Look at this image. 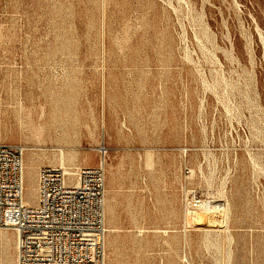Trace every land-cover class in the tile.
Here are the masks:
<instances>
[{"label": "rangeland", "instance_id": "rangeland-1", "mask_svg": "<svg viewBox=\"0 0 264 264\" xmlns=\"http://www.w3.org/2000/svg\"><path fill=\"white\" fill-rule=\"evenodd\" d=\"M0 143L102 159L105 264H264V0H0Z\"/></svg>", "mask_w": 264, "mask_h": 264}, {"label": "built area", "instance_id": "built-area-1", "mask_svg": "<svg viewBox=\"0 0 264 264\" xmlns=\"http://www.w3.org/2000/svg\"><path fill=\"white\" fill-rule=\"evenodd\" d=\"M24 149L0 143V229L15 235V264H105L102 159L73 173L41 166L24 201Z\"/></svg>", "mask_w": 264, "mask_h": 264}, {"label": "bare ground", "instance_id": "bare-ground-1", "mask_svg": "<svg viewBox=\"0 0 264 264\" xmlns=\"http://www.w3.org/2000/svg\"><path fill=\"white\" fill-rule=\"evenodd\" d=\"M55 111H58V112H54L52 110V113H51V119H49L50 121L45 124L44 126H41V127H37L36 129V133L39 135L40 133L43 132L44 128L46 129V133H56L57 130H60V131H64V127L67 126L63 123L62 119H63V114L61 113L60 109H55ZM70 125V124H69ZM37 147V146H36ZM35 147V148H36ZM41 148V147H40ZM60 150V157H61V160L63 159V152H62V149L58 148ZM100 150V148H98V151ZM101 153L102 150H100ZM60 160V161H61ZM32 163V162H31ZM60 164V162H59ZM34 198L36 197V189L34 190ZM25 202H29L28 200H25Z\"/></svg>", "mask_w": 264, "mask_h": 264}]
</instances>
